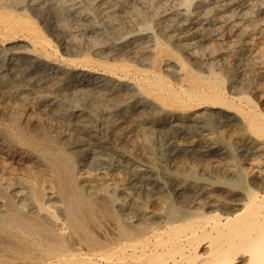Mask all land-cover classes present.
Returning <instances> with one entry per match:
<instances>
[{
    "label": "bare ground",
    "instance_id": "6f19581e",
    "mask_svg": "<svg viewBox=\"0 0 264 264\" xmlns=\"http://www.w3.org/2000/svg\"><path fill=\"white\" fill-rule=\"evenodd\" d=\"M0 264H264V0H0Z\"/></svg>",
    "mask_w": 264,
    "mask_h": 264
},
{
    "label": "rangeland",
    "instance_id": "374dc122",
    "mask_svg": "<svg viewBox=\"0 0 264 264\" xmlns=\"http://www.w3.org/2000/svg\"><path fill=\"white\" fill-rule=\"evenodd\" d=\"M146 135H149V136H151L148 132H146L145 133ZM132 139L134 140V141H138V136H137V133L134 131L133 133H132ZM159 138H157L154 142H153V144H152V146H153V148L154 149H156L158 152L160 151V150H162L163 149V147H164V144L162 143V141L161 140H158ZM140 141V140H139ZM139 141L137 142V143H135V150L138 148V150H136V154L139 156V158H140V160L142 161V162H144L145 164H147V159H148V154H147V150H146V148H143V147H141V145H139V147H138V144H139ZM157 169H159V167H156Z\"/></svg>",
    "mask_w": 264,
    "mask_h": 264
}]
</instances>
